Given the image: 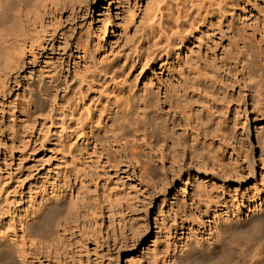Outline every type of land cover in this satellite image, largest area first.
Segmentation results:
<instances>
[{
  "label": "rangeland",
  "instance_id": "obj_1",
  "mask_svg": "<svg viewBox=\"0 0 264 264\" xmlns=\"http://www.w3.org/2000/svg\"><path fill=\"white\" fill-rule=\"evenodd\" d=\"M195 3L25 0L15 21L0 24L1 262L180 264L190 244L213 245L222 222L264 210V57L254 48V90L227 81L234 101L218 107L223 117L197 149L189 144L187 168L161 162L181 127L173 139L146 129L173 127L161 99L174 100L185 82L193 97L199 63L223 66L243 30L264 36V0ZM196 16L183 49L169 52ZM242 95L246 112L235 106ZM230 250L231 264H264V230Z\"/></svg>",
  "mask_w": 264,
  "mask_h": 264
},
{
  "label": "bare ground",
  "instance_id": "obj_2",
  "mask_svg": "<svg viewBox=\"0 0 264 264\" xmlns=\"http://www.w3.org/2000/svg\"><path fill=\"white\" fill-rule=\"evenodd\" d=\"M36 1V0H29ZM193 1V0H191ZM196 5L199 7L204 6L206 0H194ZM25 0H0V24L5 26L10 25L15 21L17 14L25 7ZM31 3V2H30ZM162 13V12H160ZM185 5L177 4L176 15L177 17H184ZM36 16L40 15L39 10L34 13ZM29 22L31 19L26 18ZM202 16H196L192 24H190V31L184 28L180 31V37L178 38V43H175L169 52H179L185 46L186 37H190L194 34L195 29L201 23ZM187 20L183 21V26H185ZM167 37H171L169 34ZM12 38L6 39V42H11ZM17 41L21 39L17 38ZM243 43V45L241 44ZM264 36L261 39L258 38L257 32H247L243 30V36L239 37L233 45V51L231 55L227 58L223 66H210L205 60L203 63H199L197 70H195L194 87L190 90L193 97L189 94V89L191 88L185 82V84H179V89L175 88L174 100L171 99L172 94L167 93L165 98L161 99L164 104L169 103L170 109L164 112V104L161 103L162 113L173 114V127L170 128L164 121L159 120L155 124L147 125L152 128V132H157L164 134L166 139H173L172 132H174L175 126L182 128L177 140H174L175 149L173 151L174 155L171 157V153L161 154V162L163 167L166 166L165 162L167 159L172 158V160L177 164V168L182 171L186 167L187 159L189 158V153L192 154V159H195V152H189V144L192 147H196L200 144V137L210 136V125L218 119L221 120L223 115L217 114L218 107L222 109L232 104L233 96H230L229 84L227 81L231 82L233 85L243 87L245 95L251 90H254L255 83L258 78V71L255 70L249 62L246 61L247 48L252 47L261 57H264ZM169 50V49H168ZM167 50V51H168ZM168 52V53H169ZM167 53V54H168ZM205 67V71L203 69ZM262 77V76H260ZM204 84L206 86L204 87ZM208 86H211L208 89ZM212 88V89H211ZM238 99V106L243 102L242 107L245 106L244 110L247 111L246 101H244V96ZM185 96V99L182 98ZM220 97V98H219ZM231 97V99H230ZM174 102L177 105H174ZM119 104V100H118ZM145 113H151L153 109V102L145 100ZM234 105V104H233ZM207 114V121L204 120L199 126L196 123L197 119H201L204 114ZM160 114H154L151 118H159ZM220 128V127H217ZM173 129V130H172ZM171 130V131H170ZM250 131V127H249ZM189 138L193 141L189 143ZM206 140V139H205ZM125 148V147H123ZM187 168V167H186ZM169 169H165V174H168ZM61 204H53L47 207L45 214L51 216L53 212L58 210ZM38 221V220H37ZM37 223V222H36ZM264 230V210L261 213L253 214L251 217L244 219L243 221H236L231 219L229 222H222L220 231L213 245H203L200 246L196 243L190 244L185 250L184 254L178 257L180 264H231L232 256L231 249H233L239 242H251L257 237V234L262 233ZM4 244L0 243V247ZM0 264H5L0 261Z\"/></svg>",
  "mask_w": 264,
  "mask_h": 264
}]
</instances>
